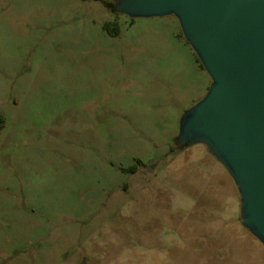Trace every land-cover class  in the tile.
<instances>
[{"label":"rangeland","instance_id":"obj_1","mask_svg":"<svg viewBox=\"0 0 264 264\" xmlns=\"http://www.w3.org/2000/svg\"><path fill=\"white\" fill-rule=\"evenodd\" d=\"M110 1L0 0V264H245L233 178L177 141L212 77L176 15Z\"/></svg>","mask_w":264,"mask_h":264},{"label":"water","instance_id":"obj_2","mask_svg":"<svg viewBox=\"0 0 264 264\" xmlns=\"http://www.w3.org/2000/svg\"><path fill=\"white\" fill-rule=\"evenodd\" d=\"M132 18L176 15L212 77L177 141L203 143L233 178L239 219L264 244V0H114Z\"/></svg>","mask_w":264,"mask_h":264},{"label":"crops","instance_id":"obj_3","mask_svg":"<svg viewBox=\"0 0 264 264\" xmlns=\"http://www.w3.org/2000/svg\"><path fill=\"white\" fill-rule=\"evenodd\" d=\"M193 70H195V79L193 78L194 80L192 82L197 86L198 90H200L201 86L204 87L207 84L208 72L204 73L203 69L200 68L197 59H195V63H193ZM201 77H203V81H202L203 84H201ZM222 224L225 225V223ZM233 233H235V235L237 236L241 235L244 243L247 242L251 244L250 247L251 249L249 250L248 253L249 259L245 264H264V244L256 236H254L248 229H246L243 225H241V222L239 227L233 230Z\"/></svg>","mask_w":264,"mask_h":264},{"label":"trees","instance_id":"obj_4","mask_svg":"<svg viewBox=\"0 0 264 264\" xmlns=\"http://www.w3.org/2000/svg\"><path fill=\"white\" fill-rule=\"evenodd\" d=\"M108 6L113 12L117 13L116 10H115V2L114 1H110L108 3ZM103 26H104L105 30L112 36H119L120 33H121V30H122L120 23L118 21H114V20L113 21L112 20L106 21L103 24ZM198 60L200 62V65L202 66V68H204V65L202 64V62H201L199 57H198ZM6 124H7L6 117L4 115L0 114V130L5 128ZM184 146H187V145L179 144V147H181V148L184 147ZM139 164L140 163L137 162L136 164H133V165H131L129 167H123V170L130 171V172H136L139 169V167H138ZM209 185L212 187L214 185V183H211ZM216 193L220 194V191L218 192V189H217V184H216V188H215V190H214V192L212 194L214 195Z\"/></svg>","mask_w":264,"mask_h":264}]
</instances>
